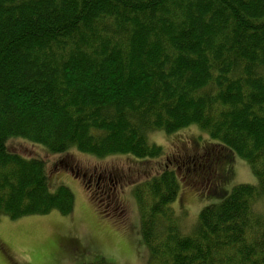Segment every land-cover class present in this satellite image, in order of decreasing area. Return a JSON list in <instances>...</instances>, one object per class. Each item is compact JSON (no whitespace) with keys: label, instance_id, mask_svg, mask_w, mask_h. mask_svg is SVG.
<instances>
[{"label":"trees","instance_id":"obj_1","mask_svg":"<svg viewBox=\"0 0 264 264\" xmlns=\"http://www.w3.org/2000/svg\"><path fill=\"white\" fill-rule=\"evenodd\" d=\"M193 126L258 184L203 208L188 234L177 174L138 184L149 264H264V0H0V219L75 210L13 140L150 161L163 157L152 132Z\"/></svg>","mask_w":264,"mask_h":264},{"label":"rangeland","instance_id":"obj_2","mask_svg":"<svg viewBox=\"0 0 264 264\" xmlns=\"http://www.w3.org/2000/svg\"><path fill=\"white\" fill-rule=\"evenodd\" d=\"M149 138L161 147L163 157L99 160L74 150L51 155L25 141H11L12 152L46 163L52 193L60 186L73 192L75 210L70 216L52 212L19 220L2 217L0 264H91L99 260L149 264L134 197L138 184L165 170L177 174L180 192L173 210L185 234L192 233L203 208L221 201L235 186L258 184L247 162L217 146L197 127L170 136L152 132Z\"/></svg>","mask_w":264,"mask_h":264},{"label":"flooded vegetation","instance_id":"obj_3","mask_svg":"<svg viewBox=\"0 0 264 264\" xmlns=\"http://www.w3.org/2000/svg\"><path fill=\"white\" fill-rule=\"evenodd\" d=\"M101 179H102V178L100 177V178H99V181H100Z\"/></svg>","mask_w":264,"mask_h":264}]
</instances>
